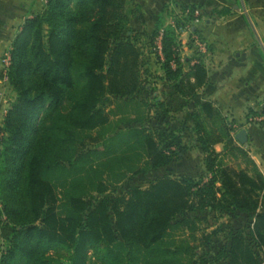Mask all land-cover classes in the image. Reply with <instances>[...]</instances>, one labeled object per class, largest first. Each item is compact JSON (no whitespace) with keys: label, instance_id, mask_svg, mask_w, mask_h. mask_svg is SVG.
<instances>
[{"label":"trees","instance_id":"obj_1","mask_svg":"<svg viewBox=\"0 0 264 264\" xmlns=\"http://www.w3.org/2000/svg\"><path fill=\"white\" fill-rule=\"evenodd\" d=\"M196 9L184 8L175 26L159 20L153 33L164 29L162 80L193 119L179 116L176 127L163 124L173 101L152 96L143 69L137 0H46L25 20L8 69L16 97L0 127V226L11 227L0 264H62L51 254L59 249L67 264H87L90 251L98 264H264V175L235 144L233 122L196 100L204 62L180 54L178 30ZM194 150L200 178L167 173L117 191L129 175L168 170ZM200 214L228 219L208 232Z\"/></svg>","mask_w":264,"mask_h":264},{"label":"crops","instance_id":"obj_2","mask_svg":"<svg viewBox=\"0 0 264 264\" xmlns=\"http://www.w3.org/2000/svg\"><path fill=\"white\" fill-rule=\"evenodd\" d=\"M141 11L133 21L138 32L155 28L157 21L164 26H174L176 15H183V9L195 6L201 12L199 19L192 22V28L205 38L208 53L203 61L208 70L207 84L199 91L196 100L211 101L222 116L233 122L231 134L235 144L242 148L253 164L264 175V122L256 123L252 118L264 109V0H137ZM39 8L40 0H0V125L7 112L8 97L2 82L1 58L12 45L14 38L27 18L32 17L34 5ZM26 6L29 7L25 11ZM34 8V9H33ZM182 58H190L195 52L188 43L189 29L178 30ZM187 66H185V69ZM163 76V72L160 74ZM152 86L161 84L152 96L158 100L186 101L159 78L151 81ZM180 107V116L193 119L188 110ZM190 108L193 104L188 105ZM241 130L247 132V142L236 138ZM217 153L226 152L224 143L214 145ZM201 160L202 155L197 151ZM183 160V159H181ZM225 162L236 168L248 167L241 156L226 155ZM196 163V164H197ZM195 170L198 171L197 167ZM227 221L228 217H224Z\"/></svg>","mask_w":264,"mask_h":264},{"label":"rangeland","instance_id":"obj_3","mask_svg":"<svg viewBox=\"0 0 264 264\" xmlns=\"http://www.w3.org/2000/svg\"><path fill=\"white\" fill-rule=\"evenodd\" d=\"M45 3L46 0H40V4H39V8L37 9V6H34V11L41 12L44 10L45 8ZM32 6V7H33ZM29 7L31 6H26L25 11H27V9H29ZM31 7V8H32ZM182 16V15H180ZM195 21V20H193ZM192 21V22H193ZM158 22V21H157ZM192 22H188L187 25L184 28H188L189 29V37H188V43L190 45V48H194L195 49V43L194 40L192 39V35L196 34L199 37V40L206 45L207 48V53H208V45L207 42L205 40V38H203V36H201V34L194 30L192 28ZM174 26H175V22H173ZM156 25V24H155ZM135 28V25H134ZM153 28L146 30V32L142 33L139 32V40H138V46L141 48L142 50V61L145 63V66L143 67V69L145 68H149L150 73L152 75V79L151 81H154V79H158L157 81H155V83H159V78L162 77V75H160L163 72L162 69V60H160L158 58L159 53H158V49H156V43L158 42L157 37L153 38V33H154ZM179 36V34H178ZM178 39V38H177ZM179 41V39H178ZM180 43V41H179ZM11 47V46H10ZM180 47H181V43H180ZM9 48V47H8ZM180 49V48H179ZM207 53H205L203 56L200 55V61H204L206 59ZM194 54L197 56V54L199 55V53L197 52V50L195 49ZM195 55H193L192 60L195 58ZM4 84V83H3ZM5 86L8 85V89L5 91V96L7 95L8 97V104L7 107L9 108L10 103L15 99L16 97V93L12 90V87L10 86V83L8 82L7 84H4ZM156 88H158L159 93L161 92V84H159V86H155ZM115 104L113 105H108V110H115V106L117 105V102L115 98L111 99ZM173 108H172V113L170 114V117L168 118V120L164 121V125L168 126L167 124H169L170 126L176 127L179 126V122H178V118L180 116V107L181 104L179 103V101H173L172 103ZM185 109V108H184ZM8 110V109H7ZM126 110H130L131 112H129L128 118H132L134 116L133 110H132V106L126 108ZM188 110V109H186ZM153 113V112H152ZM153 115V123H157L159 121L158 115L157 114H152ZM122 115H115L112 114L111 119L113 120V122H115L116 120H119L121 118ZM124 116V115H123ZM188 118V117H186ZM2 125H0L1 127ZM93 135H98L97 130L92 132ZM188 139V138H187ZM201 162V160L199 159V156L197 155L196 151H191L188 152L186 154V156L183 158V160L177 161L176 164H174L172 167H169L168 170L166 169H160L158 171L152 172L150 174L147 175H136V176H132L129 175L128 178H126L123 182H121L119 184V186L117 187V191L122 192L125 189L129 188L130 186H140L142 188L148 187L154 180L163 177L164 175H166L167 173H171L173 176H177V175H182V174H189V175H194L197 178H200L203 174H204V170H203V166H199L198 163ZM197 163V164H196ZM195 167H197L198 171L195 170ZM201 216H206L207 220L202 222V227H208L205 228L208 232L211 231L212 229L215 228V225H218L220 222L225 221L226 219L222 218L219 220H215V215L212 214H200ZM11 234V227L8 226H0V255L1 253L6 249L7 246V241L9 239V236ZM209 250H211L212 252L214 251L213 248H210ZM200 252H203V249H200ZM51 254L56 257L59 258L62 262V264H67L68 262V256L69 253L66 250L63 249H59V250H52ZM260 257L264 258V252H260ZM87 264H98L92 251L89 252L88 255V261Z\"/></svg>","mask_w":264,"mask_h":264},{"label":"built area","instance_id":"obj_4","mask_svg":"<svg viewBox=\"0 0 264 264\" xmlns=\"http://www.w3.org/2000/svg\"><path fill=\"white\" fill-rule=\"evenodd\" d=\"M200 15H201V12L199 11V9H196L194 12L195 21L199 19ZM163 35H164V29H161L158 34V37H157L158 42L156 43V47H155L156 49H158L157 51L159 52L161 57H163L162 55ZM192 39L194 40V43H195V49L199 53V55L198 54L197 56L195 55V58L191 62L192 64H195L200 61V57H201L200 55L203 56L205 53H207V48H206V45L203 44L199 40V37L196 34L192 35ZM11 61H12V56H11V47H10L4 51L2 58H1L2 82L4 84H7L9 82L8 69H9V66L11 65ZM172 64L174 65V63ZM252 120L255 121L256 123L264 122V109L261 110L257 115H255L252 118ZM3 137H4V132L0 129V154L2 150Z\"/></svg>","mask_w":264,"mask_h":264},{"label":"water","instance_id":"obj_5","mask_svg":"<svg viewBox=\"0 0 264 264\" xmlns=\"http://www.w3.org/2000/svg\"><path fill=\"white\" fill-rule=\"evenodd\" d=\"M236 138L239 140L240 143H243V144L246 143L247 142V132H246V130H241L237 134Z\"/></svg>","mask_w":264,"mask_h":264}]
</instances>
